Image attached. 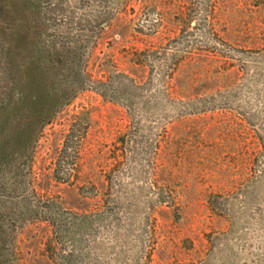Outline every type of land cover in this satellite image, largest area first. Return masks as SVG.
<instances>
[{
    "label": "rangeland",
    "instance_id": "1",
    "mask_svg": "<svg viewBox=\"0 0 264 264\" xmlns=\"http://www.w3.org/2000/svg\"><path fill=\"white\" fill-rule=\"evenodd\" d=\"M53 3L100 92L1 175L11 264H264V0Z\"/></svg>",
    "mask_w": 264,
    "mask_h": 264
},
{
    "label": "trees",
    "instance_id": "2",
    "mask_svg": "<svg viewBox=\"0 0 264 264\" xmlns=\"http://www.w3.org/2000/svg\"><path fill=\"white\" fill-rule=\"evenodd\" d=\"M72 21L53 0H0V177L31 158L44 127L80 89L100 92L84 70L85 41L72 32L82 19ZM4 233L0 264H11Z\"/></svg>",
    "mask_w": 264,
    "mask_h": 264
}]
</instances>
